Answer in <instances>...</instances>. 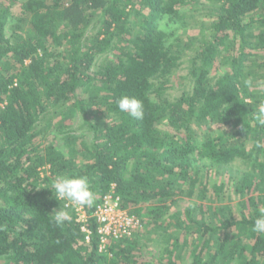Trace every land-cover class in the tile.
<instances>
[{
  "label": "trees",
  "instance_id": "1",
  "mask_svg": "<svg viewBox=\"0 0 264 264\" xmlns=\"http://www.w3.org/2000/svg\"><path fill=\"white\" fill-rule=\"evenodd\" d=\"M261 100L264 0H0V264H264ZM60 174L141 229L99 252L45 188Z\"/></svg>",
  "mask_w": 264,
  "mask_h": 264
},
{
  "label": "clouds",
  "instance_id": "2",
  "mask_svg": "<svg viewBox=\"0 0 264 264\" xmlns=\"http://www.w3.org/2000/svg\"><path fill=\"white\" fill-rule=\"evenodd\" d=\"M243 84L245 87H252V78L245 79ZM116 107L119 113H126L134 120L144 119V104L142 100L134 96H121L116 101ZM254 118L259 125L264 126V100H261L258 105ZM49 187L53 190V198L58 202L67 201L80 208L92 206L94 203V193L91 190L89 178L85 175L60 174L55 177L50 186L45 188ZM49 216L57 226H62L71 219L70 212L61 206L58 209H53V213ZM250 230L255 234H264V206L261 207Z\"/></svg>",
  "mask_w": 264,
  "mask_h": 264
},
{
  "label": "built area",
  "instance_id": "3",
  "mask_svg": "<svg viewBox=\"0 0 264 264\" xmlns=\"http://www.w3.org/2000/svg\"><path fill=\"white\" fill-rule=\"evenodd\" d=\"M120 206L119 198L112 194L105 195L89 214L85 207L80 208L69 202L64 204L65 208H73L76 222L79 223L80 230L86 234L85 239L87 241H89L91 233V221L96 223L99 252L106 251L113 241L131 237L142 227L136 216L129 214Z\"/></svg>",
  "mask_w": 264,
  "mask_h": 264
},
{
  "label": "rangeland",
  "instance_id": "4",
  "mask_svg": "<svg viewBox=\"0 0 264 264\" xmlns=\"http://www.w3.org/2000/svg\"><path fill=\"white\" fill-rule=\"evenodd\" d=\"M18 8H19V5H15L13 7L12 13L13 14L17 13L18 12ZM183 40H184V37L180 38V40L178 42H182ZM187 66H188V64H186V61H185V62H183L181 64V66L179 67V69L176 71V73L174 75V78H173V80L175 81V86H176L175 87V90L172 91L173 94H176V92H179L181 86H184L186 84V82H187L186 80H181L178 77L179 76H185L186 75V73H187V70H186L187 69ZM176 82H178V83H176Z\"/></svg>",
  "mask_w": 264,
  "mask_h": 264
}]
</instances>
